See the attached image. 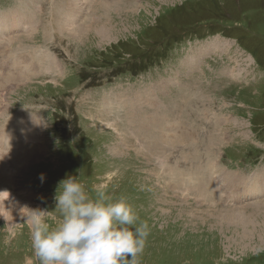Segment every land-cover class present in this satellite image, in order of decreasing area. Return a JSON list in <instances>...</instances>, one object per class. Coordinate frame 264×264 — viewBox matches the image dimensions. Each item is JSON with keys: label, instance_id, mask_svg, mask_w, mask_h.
<instances>
[{"label": "rangeland", "instance_id": "374dc122", "mask_svg": "<svg viewBox=\"0 0 264 264\" xmlns=\"http://www.w3.org/2000/svg\"><path fill=\"white\" fill-rule=\"evenodd\" d=\"M0 28V197L28 207L0 214V264H39L22 213L54 208L66 174L108 184L148 221L140 264H264V0H0ZM214 39L229 46L182 62ZM161 89L165 114L143 109ZM118 92L147 99L128 115ZM137 108L155 140L172 126L167 167L138 151Z\"/></svg>", "mask_w": 264, "mask_h": 264}, {"label": "clouds", "instance_id": "9594fccd", "mask_svg": "<svg viewBox=\"0 0 264 264\" xmlns=\"http://www.w3.org/2000/svg\"><path fill=\"white\" fill-rule=\"evenodd\" d=\"M26 221L39 264H140L151 233L125 196L113 198L103 183L89 189L74 174L57 183L54 208L29 209Z\"/></svg>", "mask_w": 264, "mask_h": 264}, {"label": "bare ground", "instance_id": "6f19581e", "mask_svg": "<svg viewBox=\"0 0 264 264\" xmlns=\"http://www.w3.org/2000/svg\"><path fill=\"white\" fill-rule=\"evenodd\" d=\"M112 1V0H111ZM123 1V0H122ZM74 3V2H73ZM105 3H107V2H105ZM94 4H96V3H94ZM109 4V3H108ZM104 6V5H103ZM107 6V5H106ZM52 7V6H51ZM69 10V9H68ZM105 10V9H104ZM57 11V10H56ZM52 12V11H51ZM103 12V11H102ZM28 13V12H27ZM68 14V13H67ZM93 14V13H92ZM58 15V14H57ZM65 15V14H64ZM76 15V14H75ZM82 16V15H81ZM96 16V15H95ZM53 17V16H52ZM59 18H60V16H58ZM68 17V16H67ZM30 18V17H29ZM58 18V19H59ZM64 18V17H63ZM57 19V20H58ZM85 19V18H84ZM31 20H33V19H31ZM30 20V21H31ZM37 19H35V20H33V23L32 24H34V21H36ZM72 20H75V17L73 16V17H71L66 23H65V26L66 27H70L71 28V26H73L74 24H72ZM97 21H98V19H97ZM101 21V20H100ZM79 22V21H78ZM82 22V21H81ZM35 23H37V22H35ZM64 23V22H63ZM80 23V22H79ZM102 23V22H101ZM100 23V24H101ZM82 24H84V23H82ZM94 24V23H93ZM99 24V23H98ZM63 25V24H62ZM86 25V24H85ZM61 26V25H60ZM107 26V25H106ZM106 26H103V27H98L97 28V32H98V34L101 36V37H104L105 35H106V31H105V28L104 27H106ZM57 27H59V25L57 26ZM42 28V27H41ZM73 28V27H72ZM71 28V29H72ZM45 29H47V27L45 28ZM79 29H81V28H79ZM79 29H74L76 32H79ZM44 30V29H43ZM42 30V31H43ZM68 30V29H67ZM45 31H47V30H45ZM49 31V30H48ZM72 31V30H71ZM50 32V31H49ZM68 32H70V31H68ZM4 30L2 29V28H0V38H3L4 36ZM72 33V32H71ZM70 33V34H71ZM95 33V32H94ZM69 34V33H68ZM74 34V33H73ZM77 34V33H76ZM83 34V33H82ZM51 35V34H50ZM75 35V34H74ZM48 36V35H47ZM47 36H45L46 38H48ZM69 36V35H68ZM27 37V36H26ZM79 37V36H78ZM18 38H21V37H18ZM45 38V39H46ZM69 38H71V37H69ZM23 39V38H22ZM20 41V40H19ZM23 41V40H22ZM25 41V40H24ZM22 43V42H21ZM206 45V44H205ZM27 46V45H26ZM228 47L229 46V43L227 42V41H225V40H223V39H221V40H218V39H214V40H211L209 43H208V45H206L205 47H204V49H200L199 51H193L192 52V56H190V57H187L186 59H184L182 62L183 63H185L186 64V66H188V67H192L193 65H195V64H198V62H200L201 60H200V58L204 55V53L205 52H212V51H210V50H217V49H219V47ZM10 48V47H9ZM31 48V47H30ZM30 48H28V49H30ZM13 49V48H12ZM226 49H228V48H226ZM70 51V50H69ZM38 52H40V51H38ZM40 54H41V52H40ZM45 54V53H44ZM189 55H190V53H189ZM44 56V55H43ZM42 56V57H43ZM47 56V55H46ZM24 57V56H23ZM48 57H50V56H48ZM31 58V57H30ZM21 59V58H20ZM24 59V58H23ZM43 59V58H42ZM41 59V60H42ZM47 59H49V58H47ZM34 60V59H33ZM46 60V59H45ZM37 61V60H36ZM56 61V60H55ZM28 62V61H27ZM43 62V61H42ZM59 63V62H58ZM51 64H52V62H51ZM48 65V64H47ZM54 66V65H53ZM39 67V66H38ZM42 67H44V65H42ZM56 68H57V66H55ZM24 68V67H23ZM23 68H21V69H23ZM36 69H37V67H36ZM39 69H40V67H39ZM46 69H48V68H46ZM51 69V68H50ZM38 70V69H37ZM37 70H34V71H36L37 72ZM49 70V69H48ZM21 71V70H20ZM26 72V71H25ZM23 74H24V72H23ZM29 74V73H28ZM22 76V75H21ZM25 76L27 77V73L25 74ZM211 82V81H210ZM209 83V82H208ZM197 84H198V86H199V88L201 89H199V88H197V86H196V91H198L199 93L200 92H202V88H201V82H197ZM206 84V83H205ZM195 85H196V83H195ZM203 85V84H202ZM207 85H209V87L211 86L210 85V83L209 84H207ZM204 86V85H203ZM204 88V87H203ZM212 88V87H211ZM141 88H134V89H131V88H129V89H127L128 91H138V90H140ZM163 89H164V87H163ZM163 89H161V91L162 92H160V93H157L156 91H154L153 93L154 94H152V97H153V100L152 101H147L148 103H147V107H145V108H143V109H150V110H153V111H159V112H161V113H164L165 114V109L167 108H165V106H166V104L168 103L167 101L165 102L164 101V99H162L161 98V100H160V98H159V96L160 95H163L164 93H163ZM125 90V89H124ZM154 90H155V88H154ZM213 90V89H212ZM211 90V91H212ZM146 92L148 91V89L147 90H145ZM206 91V90H205ZM141 92V91H140ZM145 92V93H146ZM204 92V91H203ZM202 92V93H203ZM103 93V92H102ZM122 93V92H121ZM120 92H118V93H116V94H114V96H112V98H113V100L114 101H117V102H119V103H121V105L122 106H116V104H114V102L112 101V100H106L107 102V104L108 105H112V104H114L113 105V108H114V106L116 107V108H118V109H120V107H122V108H124V107H127V106H129L128 107V112H127V114L130 112V111H132L133 109H134V107H136V105L139 103V102H141V103H143L144 104V100H146L147 98H144L143 96H141V95H139V97H136V98H133L131 95V97L132 98H130V97H125V98H118L119 96H120V94H121ZM104 94V93H103ZM106 94V93H105ZM112 94V93H111ZM206 94V93H205ZM122 95V94H121ZM129 95V94H128ZM127 95V96H128ZM133 95V94H132ZM151 95V94H150ZM107 96V95H106ZM135 96H137V95H135ZM147 96H149V95H147ZM207 96H208V94H207ZM105 97V96H104ZM206 97V96H205ZM205 97H204V99H205ZM210 97V96H209ZM203 98V97H202ZM211 99H212V97H210ZM178 99V98H177ZM177 99H175V102H178V105H179V103H181L183 106V108H186V104H183L182 102H180V101H176ZM171 100V99H170ZM172 100H173V98H172ZM209 100V99H208ZM124 101H128L129 103H126V102H124ZM169 101V100H168ZM194 101V100H193ZM205 102H203V104H204ZM124 104V105H123ZM170 104H172V103H170ZM168 105H169V103H168ZM179 106H181V105H179ZM185 106V107H184ZM199 106V105H198ZM205 106H208V105H205ZM111 107V106H110ZM139 107V106H138ZM156 107H158V108H156ZM170 108H171V105L169 106ZM182 107H179V108H176L177 109V111H178V113H180V117L179 118H181L182 116V114H183V110H182ZM112 108V107H111ZM110 108V109H111ZM168 109V108H167ZM198 109H199V107H198ZM2 110V109H1ZM170 110V109H169ZM107 111V110H106ZM3 112V111H2ZM8 112V111H7ZM170 112H173V110H171ZM138 113H140V108H137V111H136V114H132V118H134V117H137V120H134V122H135V124L137 125V127H138V133H142L143 131H145L147 134H144V135H147V137H144V138H142V139H137V142H141L140 143V145L139 146H137V149H138V151H140V152H144L145 154H147V155H149V154H154V152H152L153 150H156V154H158V157H157V159H159V161L162 163V165L163 166H165V167H167V165H166V160H165V152H167V151H169L170 149H172L171 147V141L168 139V137H167V134H166V130L169 128V131H172L173 129H172V126H170V125H167V128L165 129V128H162L161 130H160V136H159V138H157V140H155L154 139V137H153V134H152V132L151 131H149L151 128H152V125L156 122V120L157 119H155V118H151V116L149 117V118H145L144 119V121H143V123H139V121H141V120H143V118L142 117H139L138 116ZM182 113V114H181ZM106 114V113H105ZM203 114V113H202ZM102 115H104V114H102ZM129 115V114H128ZM150 115V114H149ZM184 115V114H183ZM168 117H171V115H167ZM107 117V116H106ZM158 117V116H157ZM194 117V116H193ZM211 117V116H210ZM197 118V117H196ZM196 118H195V120H196ZM24 120V119H23ZM198 120V119H197ZM196 120V121H197ZM211 120V119H210ZM1 121V120H0ZM159 121V120H158ZM162 121V120H161ZM165 121V120H164ZM170 121V120H169ZM181 124H186V121L184 120V119H182V120H178ZM214 121V120H213ZM24 122V121H23ZM174 122V121H173ZM176 123V122H175ZM178 123V122H177ZM180 123H178L179 125H180ZM1 124V123H0ZM197 124V123H196ZM24 125V124H23ZM26 125H27V123H26ZM150 125V126H149ZM179 125H177L176 127H179ZM204 125V124H203ZM9 126V125H8ZM132 126V125H131ZM10 128V127H9ZM8 128V129H9ZM14 128V127H13ZM12 128V129H13ZM22 128V127H21ZM21 128H17L16 129V131L15 132H20L21 134L22 133H26V135H29V131L30 130H28V129H21ZM181 128H182V126H181ZM188 128V127H187ZM130 129V128H129ZM6 130V129H5ZM10 130V129H9ZM168 131V132H169ZM4 132H6V131H4ZM33 132V131H32ZM156 132V131H155ZM154 132V133H155ZM185 131H183V130H179L177 133H176V135H181V133H182V136H181V138L179 139V140H177V141H179L178 142V145L179 144H181V139H185V135H183V134H185L184 133ZM1 133V132H0ZM3 133V132H2ZM0 134L1 136L3 135V134ZM39 133V132H38ZM129 133V132H128ZM10 134H11V132H10ZM122 134V133H121ZM121 134L120 135H118V136H121ZM158 134V133H157ZM157 134H155V135H157ZM4 135H5V133H4ZM3 135V136H4ZM7 137L9 136V131L7 132ZM23 135V134H22ZM141 135V134H140ZM159 135V134H158ZM20 136V135H19ZM5 137V136H4ZM128 137V136H127ZM213 137V136H212ZM6 138V137H5ZM21 138V137H20ZM138 138H140V137H138ZM0 139H2V137L0 138ZM9 139H11V138H9ZM3 140H5V139H3ZM7 140V139H6ZM12 140V139H11ZM10 140V141H11ZM129 140V139H128ZM35 141V140H34ZM136 141V140H135ZM7 143V142H6ZM173 147H176V146H173ZM177 147H179L180 148V146H177ZM22 144L20 143V145H18V146H14L13 147V149H14V151H19V152H22ZM214 150V149H213ZM209 152V151H208ZM211 152V151H210ZM173 155V154H172ZM212 161V160H211ZM167 162H168V160H167ZM213 163V162H212ZM211 163V164H212ZM179 165L180 166V168H181V166H182V164L181 163H178V162H176V165ZM178 165H177V168H178ZM11 166V165H10ZM9 166V167H10ZM201 166V165H200ZM196 167V166H195ZM188 168V167H187ZM210 168H212L211 166H210ZM185 169V168H184ZM181 171H182V168L180 169ZM188 170V169H187ZM203 170V169H202ZM10 171V170H9ZM181 171H177L176 172V175H177V180H181V174H182V172ZM189 171V170H188ZM6 172V171H5ZM184 172V171H183ZM187 173H190V172H187ZM196 173V172H195ZM200 175V174H199ZM10 176V175H9ZM257 176V175H256ZM254 177V176H253ZM263 177V176H262ZM2 178V177H1ZM193 178V177H192ZM242 179V178H241ZM183 180V179H182ZM182 180L179 182V183H175V184H173V185H179V186H181V184H183V182H182ZM193 180V179H192ZM191 181V180H190ZM185 182V181H184ZM192 182V181H191ZM194 182V181H193ZM192 182V183H193ZM195 182H197L196 180H195ZM238 183V182H237ZM241 183H242V181H241ZM243 183H244V181H243ZM245 183H247V182H245ZM188 184V183H187ZM194 185V184H193ZM169 186V185H168ZM249 186V185H248ZM186 187V186H185ZM189 187V186H188ZM251 187H252V185H251ZM259 187V186H258ZM240 188V187H239ZM4 189V188H3ZM177 189V188H176ZM178 189H181V188H178ZM238 189V188H237ZM239 190V189H238ZM246 190V189H245ZM256 190V189H255ZM254 190V191H255ZM3 191V190H2ZM177 191V190H176ZM175 191V192H176ZM237 191V190H236ZM241 191V190H240ZM4 192V191H3ZM10 194V193H9ZM178 194V193H177ZM184 194V193H183ZM237 194V193H236ZM264 194V193H263ZM12 196V195H11ZM9 198L7 199V194L5 195V194H2L1 195V197H0V204H1V206H2V208L3 209H1L0 210V214L1 215H3V216H6V218L7 219H13V216H12V214L9 212V211H11V206H16V207H18V208H24V209H27V208H25L24 207V205L22 204V203H18L17 202V199L15 200V199H10L11 197L10 196H8ZM20 200V199H19ZM27 206V205H26ZM31 209V208H30ZM232 209V208H231ZM233 210V209H232ZM236 211H237V209H236ZM239 211V210H238ZM230 212V211H229ZM9 214V215H8ZM25 217H26V214H28L27 212H23L22 213ZM241 214V213H240ZM238 216V215H237ZM241 215H239V217H240ZM4 218V217H3ZM9 224V223H8Z\"/></svg>", "mask_w": 264, "mask_h": 264}]
</instances>
